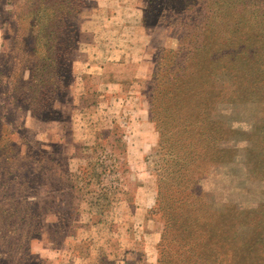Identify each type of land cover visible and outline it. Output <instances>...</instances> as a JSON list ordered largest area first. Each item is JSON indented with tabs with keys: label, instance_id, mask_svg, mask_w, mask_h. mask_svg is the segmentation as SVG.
Instances as JSON below:
<instances>
[{
	"label": "rangeland",
	"instance_id": "obj_1",
	"mask_svg": "<svg viewBox=\"0 0 264 264\" xmlns=\"http://www.w3.org/2000/svg\"><path fill=\"white\" fill-rule=\"evenodd\" d=\"M168 2L0 0V264H157L161 130L150 119L151 80L157 65L177 70L189 31ZM41 24L58 30L52 40ZM51 44L71 60L49 68L63 80L49 93L54 108L39 111L35 76ZM243 80L229 75L223 87L231 94ZM258 101L239 91L216 108L215 118L244 135L221 142L232 157L201 180L215 202H264L242 139L264 113Z\"/></svg>",
	"mask_w": 264,
	"mask_h": 264
},
{
	"label": "trees",
	"instance_id": "obj_2",
	"mask_svg": "<svg viewBox=\"0 0 264 264\" xmlns=\"http://www.w3.org/2000/svg\"><path fill=\"white\" fill-rule=\"evenodd\" d=\"M168 5L181 14L180 26L189 31L183 34L187 42L181 46L177 70L164 73L157 65L151 80L150 119L161 130L158 191L151 209V216L163 223L157 264H264V202L250 208L215 202L201 183L213 165L232 157L221 142L244 135L214 117L218 104L234 102L242 91V101L257 94L264 107V0H169ZM78 8L71 7L69 18ZM40 26L47 40L57 34L48 24ZM224 26L234 27L227 37L221 35ZM49 48L53 54H42L45 63L35 76L41 91L34 96L39 111L54 108L49 93L63 80L49 68L59 59L71 60L53 44ZM229 75L244 78L231 94L223 87ZM169 127L174 130H167L171 134L164 138ZM246 137V162L264 180V113Z\"/></svg>",
	"mask_w": 264,
	"mask_h": 264
},
{
	"label": "crops",
	"instance_id": "obj_3",
	"mask_svg": "<svg viewBox=\"0 0 264 264\" xmlns=\"http://www.w3.org/2000/svg\"><path fill=\"white\" fill-rule=\"evenodd\" d=\"M158 145H159V140H158V143H157V147H155V149L157 150L158 149ZM157 171V170H156ZM156 176H158L157 175V172H156ZM159 233H160V231H159ZM161 238V235L159 234V239Z\"/></svg>",
	"mask_w": 264,
	"mask_h": 264
}]
</instances>
